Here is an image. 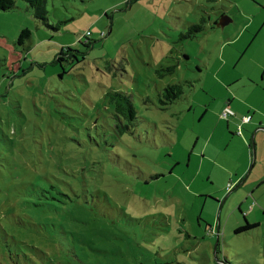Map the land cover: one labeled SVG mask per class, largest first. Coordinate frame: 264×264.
<instances>
[{
  "label": "rangeland",
  "instance_id": "374dc122",
  "mask_svg": "<svg viewBox=\"0 0 264 264\" xmlns=\"http://www.w3.org/2000/svg\"><path fill=\"white\" fill-rule=\"evenodd\" d=\"M215 2L46 0L50 26L24 0L0 11V264H264V178L241 145L253 131L220 115L251 95L245 72L264 85L258 18L238 34L223 14L179 40ZM236 2L240 22L255 4ZM171 83L185 93L161 106ZM117 90L133 120L108 101Z\"/></svg>",
  "mask_w": 264,
  "mask_h": 264
},
{
  "label": "crops",
  "instance_id": "0c3cea01",
  "mask_svg": "<svg viewBox=\"0 0 264 264\" xmlns=\"http://www.w3.org/2000/svg\"><path fill=\"white\" fill-rule=\"evenodd\" d=\"M228 1H231L232 6L238 5L236 0H228ZM253 3L255 5L253 8L250 9V11L248 10L249 13L245 12L244 8H241L243 13L246 15L242 17V21L240 22L236 19L237 17L234 14L232 15L230 13L231 9L227 10L228 7L225 5V0H217L216 5L210 7L211 8L210 11L207 10V6L202 5L204 11L201 16L206 17L209 20L207 24L208 27L211 26L213 22L218 20L220 15L223 14L229 15L232 19V22H235V26L236 25L240 26L238 30L239 32L238 34L242 33V31L243 32L246 31L248 28L247 24L249 23V21L251 20L254 21V18L257 17L258 18L257 22H259L260 26L259 28H257V26H254V30L252 31L248 30L251 35L250 38L258 41V36H260L261 39L264 40V0H253ZM246 16H249L250 20L244 23ZM190 23H194V22H190ZM221 32L226 33L228 32V30H226V28H223ZM236 35L237 33H227L225 35L226 37L223 36L219 43L222 44V46L227 45L225 43L230 42V40H232ZM243 50H245V53H248L247 45H244ZM242 71L243 70H241V72ZM243 76L249 78V79H245V85H247L251 89L252 91L251 95L248 94L243 98H240L239 96H234L232 97L231 100L225 103V105H222L220 109L222 111L224 108L228 107L233 112L228 116L229 118L228 117L225 118L226 120L225 129L232 131L233 133L230 132L231 134H235V135L237 134L236 128L243 116L248 115L249 117L248 122L244 123L242 125V128L244 126H247L248 129L250 128V130L253 131L252 138H250L251 144H241V145L243 147L242 151L244 152L246 163L251 162L252 165L251 168L252 167L254 168V166L256 167L253 169L256 172V179H255V184H256L261 182L262 179L264 178V144H260L259 142L260 133L264 136V130H262L264 126V90H263L264 85L262 83L259 84L257 78L255 77L253 78V73L250 74L248 72H245L242 75V77ZM214 134H215V130L210 134V138H213ZM239 140H241V138ZM246 140H248L247 137L245 141ZM245 141L243 142L246 143ZM244 167L245 165H243L239 171L235 172L239 177H241L239 181L242 180L243 175L246 172L247 167L245 168ZM249 190L253 192L254 189H249Z\"/></svg>",
  "mask_w": 264,
  "mask_h": 264
},
{
  "label": "trees",
  "instance_id": "16d2710c",
  "mask_svg": "<svg viewBox=\"0 0 264 264\" xmlns=\"http://www.w3.org/2000/svg\"><path fill=\"white\" fill-rule=\"evenodd\" d=\"M28 6L33 10V16L38 21L42 22L43 24H46L47 26H50L48 21V11L46 9V0H24ZM213 2H217V0H212ZM216 2L213 4L205 5L207 6V10L210 11L212 6L216 5ZM16 0H0V11H8L15 7ZM203 8V7H202ZM204 11V8H203ZM203 13V12H202ZM200 14V22H194V23H186L183 27L181 33H179V40H189L197 37L201 32L203 33L206 30H215L217 27L216 23L218 20L212 23L211 26L207 27L208 19L206 17L201 16ZM220 17V16H219ZM57 30V27H54ZM223 30V28L221 29ZM221 32V31H220ZM90 30H86L83 34V44L85 46H89L92 44L90 39ZM30 36V30L28 28H23L19 32L17 42L22 44L24 43L25 38H29ZM72 49L69 47L62 48L59 52V55H57L56 60L58 62H61L63 60V54H68L71 52ZM82 59H84L82 57ZM165 72H171L173 71V66L168 67H162ZM164 73H159V75H162ZM185 93L184 84L182 83H171L167 84L163 88V92H161L159 97V102L161 106H168L177 100H179L183 94ZM108 101L113 103L114 109L117 113H123L125 117H127L130 120H133L135 118V109L134 105L131 102L130 96L126 94L123 91L117 90L113 92H108ZM227 118V117H225Z\"/></svg>",
  "mask_w": 264,
  "mask_h": 264
},
{
  "label": "bare ground",
  "instance_id": "6f19581e",
  "mask_svg": "<svg viewBox=\"0 0 264 264\" xmlns=\"http://www.w3.org/2000/svg\"><path fill=\"white\" fill-rule=\"evenodd\" d=\"M224 16V15H223ZM223 16H221V18L223 17ZM225 18H228V17H226V16H224ZM218 22V21H217ZM226 113L225 114V116L223 115V113ZM233 112L228 108V107H226V108H224L223 110H222V112H221V117H223V118H225V117H228L230 114H232ZM246 116H243L242 118H241V121H240V123L242 122V123H245V122H247V121H244V118H245ZM240 123H239V125H238V127H237V134H240L241 132V127H240ZM262 130H264L263 128H262ZM230 185V184H229ZM230 186H228V188H229Z\"/></svg>",
  "mask_w": 264,
  "mask_h": 264
},
{
  "label": "water",
  "instance_id": "95a60500",
  "mask_svg": "<svg viewBox=\"0 0 264 264\" xmlns=\"http://www.w3.org/2000/svg\"><path fill=\"white\" fill-rule=\"evenodd\" d=\"M231 21L230 18H225L224 16L218 20V22L216 23L217 26H221L223 27L224 25H226L227 23H229ZM264 129V128H263Z\"/></svg>",
  "mask_w": 264,
  "mask_h": 264
},
{
  "label": "built area",
  "instance_id": "2783aa9c",
  "mask_svg": "<svg viewBox=\"0 0 264 264\" xmlns=\"http://www.w3.org/2000/svg\"><path fill=\"white\" fill-rule=\"evenodd\" d=\"M225 114H226V113L224 112L223 115L225 116ZM248 120H249V117H245V118H244V121H248Z\"/></svg>",
  "mask_w": 264,
  "mask_h": 264
}]
</instances>
